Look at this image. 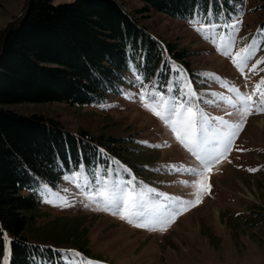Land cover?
<instances>
[{"label": "rangeland", "instance_id": "obj_1", "mask_svg": "<svg viewBox=\"0 0 264 264\" xmlns=\"http://www.w3.org/2000/svg\"><path fill=\"white\" fill-rule=\"evenodd\" d=\"M116 1L155 37L189 50L191 75L185 66L181 74L179 66L173 65L169 82L159 88L154 80L142 83L134 74L120 86V93L99 103L0 104L21 115L55 120L78 134L84 129L96 137L126 138L124 145L116 147L125 146L119 152L128 163L137 164L138 173L117 165L90 174L81 166L65 173L56 187L42 183L41 204L29 212L33 219L24 235L31 242L80 253V257H73L75 264L82 260L95 264H264V112L258 110L264 93V63H257L264 60L257 37L258 25L264 19V0H245L238 6V14L226 21L213 19L211 14L207 20L202 16L181 19L153 8L139 11L146 5L143 0ZM27 3L0 0V41L9 26L21 21ZM201 24L205 25L203 32L197 31ZM245 48L247 52H241ZM224 51L230 55H223ZM237 52V59L243 61L240 68L232 59ZM186 83L189 88H185ZM233 87L239 91H232ZM160 96L169 106L183 104L197 113L195 133L201 147L219 156L209 168L205 169L171 129L144 107L145 101L155 106ZM240 96L252 99L245 102ZM245 107L250 115L244 116ZM221 117L227 123H222ZM229 131L235 135L226 149L223 137ZM185 168H196L203 175L194 176ZM74 173L81 175L65 179ZM193 180L198 181L196 188ZM101 191L116 202L108 204L99 195ZM129 192L136 197L142 194V199L135 201V210L142 213L139 217L129 215L131 210L126 211L122 203ZM194 192L199 202L176 214L180 208L176 198L194 200ZM165 220L171 222L165 225ZM4 238L2 264L5 260L10 264L11 234L5 231Z\"/></svg>", "mask_w": 264, "mask_h": 264}, {"label": "trees", "instance_id": "obj_2", "mask_svg": "<svg viewBox=\"0 0 264 264\" xmlns=\"http://www.w3.org/2000/svg\"><path fill=\"white\" fill-rule=\"evenodd\" d=\"M171 17L225 21L245 0H143ZM264 19L257 37L264 49ZM191 52L151 34L116 0H28L21 21L0 41V104L61 101L84 105L120 93L131 75L163 88L173 65L189 68ZM185 66V67H184ZM191 71V72H190ZM186 74V73H185ZM157 81V82H156ZM80 134L43 116H25L0 106V264L4 233L11 234L10 264H70V249L31 242L24 235L30 211L41 204L40 186H58L67 172L84 166L92 174L117 165L130 172L119 152L126 138ZM107 140V141H104ZM132 167V168H131ZM127 171V172H129ZM138 173V170L136 171ZM29 192V193H28Z\"/></svg>", "mask_w": 264, "mask_h": 264}, {"label": "snow or ice", "instance_id": "obj_3", "mask_svg": "<svg viewBox=\"0 0 264 264\" xmlns=\"http://www.w3.org/2000/svg\"><path fill=\"white\" fill-rule=\"evenodd\" d=\"M208 28H214L215 25H208ZM205 29V25L201 24L198 28L197 31L203 32ZM262 33H264V29H260ZM219 50V48H218ZM241 52H247V49H241ZM223 55L229 56L230 53L228 51H224ZM237 57H240V52L236 53L235 57H232L233 63L236 64L238 68L241 67L242 60L237 59ZM257 63H264V60L258 61ZM256 65H253L252 68L253 70L255 69ZM178 73L183 72L182 69L177 68ZM261 83H264V78H262ZM190 84H185V88H189ZM260 85H257V89H259ZM232 91L238 92V89H235L234 87L232 88ZM192 96H195L196 93L192 92ZM153 99H156V97H153ZM239 99L241 101H251L252 97L251 96H240ZM229 103H233V101L229 100ZM144 107L148 108L150 111L153 112L154 115L159 117L164 124L171 129V131L175 134V137L177 141H179L180 144H182L193 156L196 157L197 160L201 162L203 167L205 169L209 168L210 164L212 161L218 160L219 156H212L211 152H208L207 149H203L201 147V141L197 137L195 133V128H196V117L197 113L192 110L190 107H186L183 104L177 105L173 104L169 106V103L167 100L164 99L163 96H160L159 99L157 100L156 105L154 106L153 104L148 103L147 101L144 102ZM258 110L264 112V93H261V98L259 101L258 105ZM244 116L250 115L251 112L249 111L248 107L244 108ZM222 123H227L226 121L223 120V118H219ZM235 128H240L242 125H235ZM181 130H183V135L181 134ZM235 135L234 131H229L224 134V141H225V146L227 149V144L231 143V137ZM204 152L205 154L202 155L201 153ZM219 155H223V153H220ZM125 171H129L127 168L124 169ZM174 170L179 171L180 169L176 168ZM186 172L192 173L194 176H202L203 173L196 169V168H185L183 169ZM254 171V169H253ZM81 173H74L72 177L66 176L65 179H77ZM128 184H131L132 181L129 180L127 182ZM185 184L188 183V181H184ZM198 185V181L193 180L192 186L196 188ZM149 191H155L154 189H149ZM99 195L103 196L105 200L108 202V204L115 203V198H112L111 200L108 198L107 194L104 191H101ZM194 196H196V199L194 200H189V201H182L180 198H176V202L179 203L180 208L177 209V213L179 214L180 210H187L188 207L195 206L196 203L199 202V196L197 193H193ZM142 199V194H140L139 197H136L133 195V193L129 192L127 193V198L123 200V205L125 207V210H131L129 212V215L133 217H139L142 215L141 212L136 211L135 209L138 207V204L135 202L137 199ZM87 206V205H86ZM107 210V208H105ZM115 214V213H114ZM124 219H129L128 216H122ZM132 220L129 219V223H131ZM171 221L165 220L163 223L166 225L167 223H170ZM137 227H144L145 225L143 224H137ZM72 254V257H80V253L75 252L73 250H69ZM4 264H7V261L5 260ZM70 264H75V260L70 261ZM80 264H95V262L90 261V260H82Z\"/></svg>", "mask_w": 264, "mask_h": 264}, {"label": "bare ground", "instance_id": "obj_4", "mask_svg": "<svg viewBox=\"0 0 264 264\" xmlns=\"http://www.w3.org/2000/svg\"><path fill=\"white\" fill-rule=\"evenodd\" d=\"M264 119V118H263ZM263 122V121H262ZM261 124V123H260ZM213 204V203H212ZM212 211V210H211ZM214 214L218 215V212L214 209Z\"/></svg>", "mask_w": 264, "mask_h": 264}]
</instances>
